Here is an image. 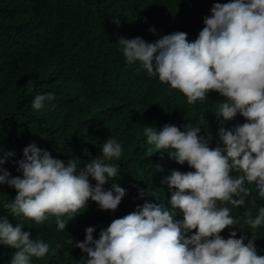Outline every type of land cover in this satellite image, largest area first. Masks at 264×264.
Instances as JSON below:
<instances>
[{"label": "trees", "instance_id": "16d2710c", "mask_svg": "<svg viewBox=\"0 0 264 264\" xmlns=\"http://www.w3.org/2000/svg\"><path fill=\"white\" fill-rule=\"evenodd\" d=\"M226 2L229 0H0V159L5 161L4 170L13 178H23L19 165L25 160L24 149L31 144L65 165L78 160V170L102 158V145L110 138L122 146L119 160L106 161L120 168L114 182L126 195L118 209L103 211L89 200L64 231L59 230L54 216L40 224L15 216L6 205L17 192L7 184L0 185V217L13 227L23 224L22 231L29 232L32 240L48 243L50 250L69 237L73 242V246L63 243L56 255L50 251L44 258H32L31 264H83L86 253L74 245L85 240L88 227L95 228L94 239H99L113 219L144 203L171 209L175 189L169 187L167 178L173 171L186 174L195 169L178 164L167 151L156 152L147 145L145 127L159 132L171 124L185 131L193 123L215 149L224 147L221 127L232 130L248 122L239 114L230 121L218 117V103L224 97L215 91L202 102L188 104L182 93L149 75L139 61L128 63L118 44L121 37L154 43L178 31L187 33L192 42L205 27L213 5ZM49 93L54 101H46L40 110L32 108L36 95ZM89 182L93 187L97 184L91 177ZM103 189L114 191L113 181ZM252 196L255 206L252 197L245 207L228 205L235 218L248 209L253 217L258 214L264 200L255 191ZM176 219L182 221V213ZM233 230L238 239H251L254 232L258 254L264 255V226L256 230L247 225L243 230L228 228L222 237L228 239ZM17 251L0 245V264H11Z\"/></svg>", "mask_w": 264, "mask_h": 264}, {"label": "clouds", "instance_id": "9594fccd", "mask_svg": "<svg viewBox=\"0 0 264 264\" xmlns=\"http://www.w3.org/2000/svg\"><path fill=\"white\" fill-rule=\"evenodd\" d=\"M204 23L192 42L187 33L178 31L154 43L121 37L118 44L128 63L139 61L149 75L182 93L188 104L202 102L215 91L224 97L218 103V117L230 121L239 114L248 122L232 130L221 127L224 147L215 149L193 123L185 131L171 124L159 132L145 127L147 145L156 152L167 151L178 164L187 163L195 171H173L167 178L169 187L175 189L171 209L144 203L113 219L99 239H94L95 228L88 227L85 240L74 245L86 253L83 264H264L254 232L251 239L236 238L235 230L228 239L221 235L228 228L243 230L247 225L256 230L264 226V206L255 217L248 209L239 218L228 207H245L249 197L255 206L253 191L264 200V0L215 3ZM54 100L51 93L38 94L32 108L40 110L46 101ZM152 151L149 147L148 152ZM102 153V158L78 170V160L65 165L31 144L24 149L25 160L19 165L23 178L11 177L0 159V185L7 184L17 192L6 208L36 224L54 216L61 231L87 208L89 200L103 211L115 212L126 192L114 182L119 166L106 161L119 160L122 146L110 138L103 143ZM89 177L97 182L95 187ZM110 180L114 191H105L103 185ZM144 195L141 190L140 196ZM178 213H182V221L176 219ZM22 227L21 223L13 227L0 217V245L19 250L11 264H31L32 258H44L50 251L56 255L63 243L73 246L69 237L50 250L48 243L32 240Z\"/></svg>", "mask_w": 264, "mask_h": 264}]
</instances>
